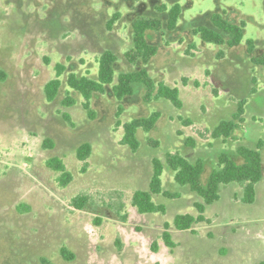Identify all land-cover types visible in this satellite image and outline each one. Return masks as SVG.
I'll use <instances>...</instances> for the list:
<instances>
[{"label": "rangeland", "instance_id": "rangeland-1", "mask_svg": "<svg viewBox=\"0 0 264 264\" xmlns=\"http://www.w3.org/2000/svg\"><path fill=\"white\" fill-rule=\"evenodd\" d=\"M175 2L182 6L178 29L169 36L150 33L158 52L147 70L154 80L179 89L182 108L165 99L119 103L105 94L91 100L89 115L74 93L76 104L62 107L64 82L59 96L45 101L43 87L54 77V65L64 63L69 72L96 80L97 57L110 50L118 56V70L132 69L124 57L131 48L130 24L138 17L161 19L160 1L0 0V71L5 76L0 81V264L264 262V173L253 204L241 203L237 185L225 186L219 201L206 209L208 223L195 225L193 232L172 227L176 215L196 214L197 199L167 170L163 189L179 198L152 196L166 207L165 215H142L130 205L136 190L148 189L153 160L168 153L191 163L204 161L205 182L221 153L234 157L239 146L255 148L261 142L264 172V67L251 60L264 57V0H161L167 7ZM115 12L119 20L109 24ZM214 12L244 22L239 46L205 44L191 35L190 28L207 25L204 17ZM247 40L255 44L252 54L246 51ZM240 101L245 102L242 129L229 139L211 138ZM119 104L123 112L117 117ZM154 112L160 114L154 128L137 131L138 150L122 145L121 125ZM45 139L53 142L52 149L43 148ZM82 143L92 147L84 167L76 157ZM52 157L61 158L72 174L67 187L46 167ZM80 195L90 199L82 211L71 206ZM118 202L124 205L125 221L110 208ZM20 204L29 212L19 213ZM164 224L170 227L173 249L160 239ZM62 248L72 260L63 257Z\"/></svg>", "mask_w": 264, "mask_h": 264}, {"label": "trees", "instance_id": "trees-1", "mask_svg": "<svg viewBox=\"0 0 264 264\" xmlns=\"http://www.w3.org/2000/svg\"><path fill=\"white\" fill-rule=\"evenodd\" d=\"M142 1V0H137ZM157 9L162 13L161 19H147L138 17L130 24L131 29V48L124 54L127 62L132 65L128 71L118 70V56L110 50L103 51L97 57L98 75L96 80H92L86 75H78L69 72L64 63L54 65V77L50 79L43 87L45 101L52 103L60 94L64 82L67 90L66 96L62 101V107H72L76 100L71 96L74 93L83 100L82 107L91 115V100L99 95L107 94L117 102L139 97L142 103H150L165 99L169 101L176 109L182 108V102L179 98V89L165 84L163 80H154L147 66L158 52V48L150 40V33H164L168 35L178 29V21L182 14V6L175 2L169 7L161 0ZM119 13L115 12L109 24H114L119 20ZM207 25H193L190 28L192 36H197L205 44L216 46H226L235 48L240 45L244 36V22L239 20H230L226 12H214L207 14ZM163 30L165 32H163ZM246 51L252 54L255 50V44L252 40L246 41ZM195 48L193 44L187 46ZM223 51L218 53V57L223 55ZM252 63L256 66L264 67V57L251 56ZM116 71L118 72L116 74ZM67 73L64 81L62 76ZM5 79L4 73L0 71V81ZM185 83V80H184ZM70 93V94H69ZM245 102L240 101L237 104L236 111L227 121L220 122L210 133L213 139H229L237 130H241L243 116L245 113ZM123 112V107L118 105L117 117ZM62 117L68 122L69 116L62 114ZM160 114L152 113L148 117H136L130 122L121 125L123 136L122 145L129 147L132 152L139 148L137 140V131L150 132ZM118 125L119 122H118ZM189 144L194 145V141L189 139ZM54 144L51 140L43 141L44 149H52ZM262 144L259 142L255 148L239 146L234 157L221 153L217 159V168L213 169L207 180L202 182V175L205 169V163L202 160H196L191 163L179 153H168L163 160L154 159L152 162V175L147 190H136L130 199V205L137 210L139 214H166V207L162 204H156L152 201V196H161L167 199H178L179 194H170L163 189L162 174L167 170L173 177V182L180 188H184L192 194L197 200L193 203L196 214H178L172 220V227L177 231H191L193 227L201 223H208L205 217L207 207L218 202L221 197V190L228 185H237L241 188V203L251 205L256 199V185L263 178L262 155L260 150ZM92 147L89 143H82L76 149V157L79 162L86 164L91 155ZM47 168L57 174V182L61 187H67L73 180L72 174L68 171L64 161L58 157H52L45 161ZM89 197L80 195L71 200V206L76 210H85L89 204ZM112 211L126 220V214L122 215L124 205L122 202L111 207ZM29 206L20 204L17 211L21 214L29 212ZM169 225L164 224V230L160 239L169 249L175 248L169 232ZM152 247L156 248V242ZM61 254L67 260H72L73 255L66 249H61ZM45 262V261H43ZM50 264V263H48ZM257 264H264L263 261Z\"/></svg>", "mask_w": 264, "mask_h": 264}]
</instances>
